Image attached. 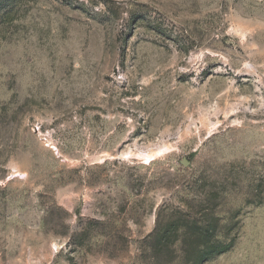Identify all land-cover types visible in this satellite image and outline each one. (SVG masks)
<instances>
[{
	"label": "rangeland",
	"instance_id": "1",
	"mask_svg": "<svg viewBox=\"0 0 264 264\" xmlns=\"http://www.w3.org/2000/svg\"><path fill=\"white\" fill-rule=\"evenodd\" d=\"M0 264H264V0H0Z\"/></svg>",
	"mask_w": 264,
	"mask_h": 264
},
{
	"label": "trees",
	"instance_id": "2",
	"mask_svg": "<svg viewBox=\"0 0 264 264\" xmlns=\"http://www.w3.org/2000/svg\"><path fill=\"white\" fill-rule=\"evenodd\" d=\"M227 249H228V246L223 243V244H219V246L212 248L210 251L201 252V255H202L203 259L205 260V259H208L210 257L219 255V254L225 252Z\"/></svg>",
	"mask_w": 264,
	"mask_h": 264
}]
</instances>
